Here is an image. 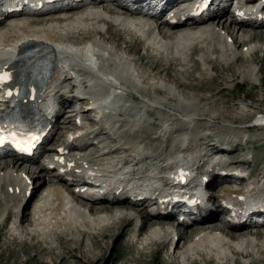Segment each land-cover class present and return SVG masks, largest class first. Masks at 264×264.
Instances as JSON below:
<instances>
[{"label":"bare ground","instance_id":"bare-ground-1","mask_svg":"<svg viewBox=\"0 0 264 264\" xmlns=\"http://www.w3.org/2000/svg\"><path fill=\"white\" fill-rule=\"evenodd\" d=\"M184 2L174 0L176 5ZM93 5L104 9L110 17L102 12L90 14L84 7L71 9L64 17L49 14L33 18L21 13L9 21L0 20V63H11L19 44L37 41L41 47L39 54L51 57L54 62L46 90L52 93L62 89V83L70 84L71 95L59 98L60 118L72 109L62 125H57V121L49 138V143L55 142L53 147H44L31 159L5 156L9 159L0 160V241L5 235L7 243L54 257V264H112L114 255L106 263L102 262L104 251L112 250L114 243L125 238L127 249L138 254L136 258L132 255L137 262H144V256L152 257L146 264H187L186 259L192 261L191 264H198L195 262L198 257L206 258L208 264H238L239 259L230 251L232 244L242 254L264 256V240L256 243L241 241L248 229L241 226L226 228L221 212L187 228L179 225L170 228L174 225L172 214H150L137 201L120 198L89 204L84 195L74 193L65 184L64 177L49 170V164L39 162L45 153L50 152L44 156L49 162L57 156L74 157V161L102 167V171L105 166L109 172L116 170L117 160L115 156L103 154L105 149H112V154L124 153V159L130 157L126 153L140 149L146 151L141 161L143 166H159L157 162L167 158L175 160L176 155H183L182 158L186 159L191 155L192 165L199 170L206 162L202 161L204 157L209 160L223 155L231 165L246 168L248 171L244 174L255 181L264 179V158L259 160L244 153L251 144L264 147V142L255 143L258 138L248 136H254L253 130L264 133V114L258 113L262 115L257 120L261 123L259 126H249L247 121L253 115L250 106L233 111L229 105L219 104L220 98H215L226 94L231 83L239 79L247 83L254 78L253 64L264 61V26L237 22L229 16V11H225L223 15L211 14L174 24L161 22L157 35V32L149 31L151 26L144 28L145 24H140V28L138 24L134 28L124 25L120 15L129 17L138 13H130L119 2L112 4L104 0ZM208 26L214 29L205 31ZM141 27L149 31L144 35L146 38L137 33L143 29ZM198 28L200 30L195 32ZM57 47L60 51L56 50ZM155 49L163 50L155 52ZM200 66L204 71L198 76ZM212 72L217 73L210 75ZM173 74L180 82L170 85L163 76L172 77ZM61 78L64 79L62 83ZM180 78L189 82L183 83ZM192 79L196 82L193 83ZM78 81L80 85L76 91ZM45 86L46 83L40 87L39 98ZM181 88L207 89L213 95L207 99L210 102L206 103L207 106L200 107L196 102L202 98L183 94ZM82 89L89 97L80 99L78 93ZM91 99L99 103L122 102L124 109H145L146 117L136 122L132 119L133 114L126 112L119 121L123 130H107L103 121L96 122V116L91 117L93 111L83 110V105L90 103ZM28 110L36 111V120L42 114L37 107H28ZM78 116L91 128L88 136L80 140L85 141L84 145L90 149L83 153L87 156L66 153L75 146V143L66 146V133L76 124ZM199 118L207 121L200 124ZM218 122L224 126L216 125ZM237 122L246 126L239 127V132L234 133L232 126ZM184 129L189 131L182 134ZM221 135L225 142L217 141ZM252 166L255 168L251 169ZM78 171L77 177H80L84 171ZM244 181L225 177L217 182V177L213 176L209 185L219 190L220 197L227 198L240 194ZM263 193L260 191L259 194ZM86 206L89 214L84 209ZM106 212L110 214L107 219L99 216ZM11 221L13 230H9ZM139 221L141 224L136 228ZM219 232L231 239L230 244L222 243ZM199 234L200 238L194 240ZM134 240L137 246L141 242L143 248H136ZM88 241L91 247L85 245ZM226 245L231 255L224 257Z\"/></svg>","mask_w":264,"mask_h":264},{"label":"rangeland","instance_id":"rangeland-1","mask_svg":"<svg viewBox=\"0 0 264 264\" xmlns=\"http://www.w3.org/2000/svg\"><path fill=\"white\" fill-rule=\"evenodd\" d=\"M250 29H252V28H250ZM259 38H263V37L259 36ZM263 40H264V38H263ZM240 50L241 49H239V51ZM253 68L255 70V76H254V78L249 79V81H248L249 83L244 82L243 79H239L236 82L231 83L229 85L230 87L228 88V90H226V94L221 95L222 97L221 96L215 97L216 99H218V98L221 99V100L219 99L220 100L219 104H221V105L224 104V106L227 104L230 106L229 107L230 110H233V111L234 110L242 111L243 109L245 110V108L247 106H250L249 111L253 115H252V118L247 121L248 125H251V124L257 122V119L262 117V115H259L260 113L264 114V61H262V62L259 61L257 64H253ZM259 69L261 70L260 73L258 71ZM203 71L204 70H203L202 66H200L199 71L196 74L198 76H200ZM215 73H217V72H212V73H210V75H215ZM163 78L168 80L167 82L170 85L177 84L179 81V78L177 76H175V74H173L172 77L171 76H166V77L163 76ZM226 78H228V76ZM175 80H177V81H175ZM180 80H181V78H180ZM181 81L183 83H185L186 81L189 82L186 79H182ZM192 82L194 83L196 81H194L192 79ZM223 87H224V85H223ZM181 90L184 91V92L182 91L183 94L191 95V96L195 95V97H197L198 99L202 98V100H199V102H196V104L200 107L201 106H207L206 103H210L208 101L210 98V95H213L212 93L210 94V91L207 89H204V91L203 90L198 91L197 89L188 90L186 88H181ZM161 97H164V94L161 93ZM223 97H225V98H223ZM208 106H210V104ZM249 111H248V113H250ZM255 116H256V119L253 120V118ZM199 121H200V124H203V123H205V121H207V119L205 120V118L204 119L199 118L198 122ZM221 124H222V122H220V123L218 122L216 125L224 126V124H222V125ZM241 126L242 127L246 126V124H243L242 122H237L235 125H233L232 127H233L234 133H238L240 128H242ZM187 131H189V130L184 129L182 134H185ZM253 132H254V136H251L249 134H248V136L252 137L253 139L258 138V142H255V143H263L264 142V140H263L264 139V133L261 134L262 131L260 132L257 130H253ZM221 137H222V135H221ZM221 137L219 136V138H218L219 140H217V139L216 140L217 141L223 140L225 142L224 137H222V139H220ZM244 153L246 154L247 157H250L251 155H253V156H256V158H258L260 160V159L264 158V147H262L261 144L260 145L259 144H251V145L246 147V150L244 151ZM251 168L254 169L255 166H252ZM1 207L2 206H0V208ZM10 223L12 226L13 222H10ZM6 238H7V236L3 235L2 240L0 241V264H44V263L45 264H54L55 263L54 257L39 255L33 249L28 248L29 250H27L21 246L14 245L12 243H7ZM261 240L262 239H259L258 241H261ZM140 243L141 242H139L138 246H137V241L134 240V242H133V244L136 246V248L142 249L143 246L140 247V245H141ZM85 245L88 247L89 246L91 247L92 244L88 241V242H86ZM20 249H21V251H20ZM111 249L112 250H110V251H107V250L104 251V253H105L104 259L105 260L103 259L102 262L106 263L107 260H109L111 258V256L113 257V255L115 257L114 258L115 261H113L112 264H146V261L149 262L152 259V257L150 255H147V256L143 257L144 262H140L139 260L137 262L135 258L138 257L137 256L138 254H133L127 249V238L114 243L112 245ZM25 250L27 251L26 253L24 252ZM230 251L236 256V258L239 259L238 264H255V263L256 264H264L263 254L248 256L247 254H242L241 252H238V250L233 248V244L230 245ZM257 256H259V257H257ZM191 262L192 261H187V264L188 263L191 264ZM195 262L198 264H208L206 258H204V257H198L195 260ZM214 264H218V263H214Z\"/></svg>","mask_w":264,"mask_h":264},{"label":"snow or ice","instance_id":"snow-or-ice-1","mask_svg":"<svg viewBox=\"0 0 264 264\" xmlns=\"http://www.w3.org/2000/svg\"><path fill=\"white\" fill-rule=\"evenodd\" d=\"M7 79H8V77H7L6 74L3 75V76H0V82H3V81H5V80H7ZM2 142H3V138L0 137V143H2Z\"/></svg>","mask_w":264,"mask_h":264}]
</instances>
